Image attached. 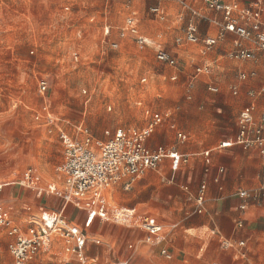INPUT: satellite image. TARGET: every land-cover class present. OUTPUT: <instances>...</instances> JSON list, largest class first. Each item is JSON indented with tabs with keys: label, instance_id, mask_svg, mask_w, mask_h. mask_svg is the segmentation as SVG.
<instances>
[{
	"label": "rangeland",
	"instance_id": "374dc122",
	"mask_svg": "<svg viewBox=\"0 0 264 264\" xmlns=\"http://www.w3.org/2000/svg\"><path fill=\"white\" fill-rule=\"evenodd\" d=\"M158 5L167 14L164 21L151 11ZM133 12L139 18V36L157 45L122 38L120 29ZM191 19L180 0H0V178H21L32 167L41 182L57 180L56 169L64 160L58 129L73 136L83 125L106 142L119 128L144 127L145 107L162 112L179 107V128L193 135L205 131L208 138H221L231 133L235 113L220 101L223 82L219 92L208 89L210 81L223 79L217 65L234 63L228 57L209 63L212 75H201L192 99L187 98L188 76L219 48L203 54L202 44L177 43ZM200 22L207 32L208 23ZM105 26H110L108 35ZM216 33L213 26L210 35ZM159 48L177 58L183 72L177 80H171L174 70L158 59ZM42 79L49 85L45 96L38 90ZM46 105L53 124L36 121L37 113L47 115ZM170 133L168 143L175 139ZM22 188L30 198L15 201L19 208L28 205L19 210L18 219L47 217L32 190ZM20 189L15 185L14 193ZM172 189L153 173L129 191L118 189L111 204L157 215L173 235L184 231L187 205L185 198L170 197ZM49 205L60 209L59 201ZM88 234L87 264H187L185 241L177 240L181 246L170 249L172 258L166 259L160 253L163 243L143 233L132 235L127 226L96 222Z\"/></svg>",
	"mask_w": 264,
	"mask_h": 264
},
{
	"label": "crops",
	"instance_id": "0c3cea01",
	"mask_svg": "<svg viewBox=\"0 0 264 264\" xmlns=\"http://www.w3.org/2000/svg\"><path fill=\"white\" fill-rule=\"evenodd\" d=\"M232 1L238 2L242 7H247L254 0ZM180 4L184 10L192 14V19L184 29V37L178 38L177 43H189L186 41V30L190 25H193L197 28V34L200 39V42L196 44H202L203 54L211 52L212 49L219 45L213 58L210 57V60L205 61V65L197 66L195 71L188 76L187 98L189 100L192 99V90L201 75H212L214 68L209 63H217L219 58L228 57L234 63L228 61L222 67L217 65V69L221 70L223 74V79L222 81H210L208 89L212 92H219V83L223 82L224 89L222 90L220 101L227 108H233V112L235 113L233 129L231 133L224 134L221 138H208L205 131H200V134L193 135L191 132L179 128V107L165 112L145 107L143 112L147 119V124L144 127L119 128L115 133L118 130L130 131L146 128L150 123V116L146 113L148 110L164 116L165 121L163 125L157 128L148 139L147 146L153 151L175 147L181 154L191 155V159L188 164L182 165L178 169H174L172 161L166 159L161 163L158 170L148 171L136 181L146 178L153 173H157L162 182L166 181L172 186L171 198L179 201L185 198L187 208L186 222L183 225L184 231L175 232L172 235L171 231L166 230V226L159 216L140 211L136 207L123 208L134 209L138 214L148 215L157 220L158 224L164 230V241L162 242L163 247L161 250L163 248L168 249L171 258L172 254L170 249H178L181 245L177 247L176 242L177 240H181L185 241L187 264H264V154L258 148L244 149L240 145L220 148V145L224 142L233 143L236 141L239 133L238 120L242 112L250 111L257 121L260 120L264 113V50H260L253 40L242 39L237 34L231 32H225L224 36L215 45L211 47L206 46L203 42L204 40L219 38L224 23L223 14L209 10L200 0H180ZM152 8H159L165 12V9L161 5L153 6ZM131 16L135 17L139 29L137 12H133L127 18ZM156 17L164 21L167 14L164 19L158 15ZM126 20L120 29V34L125 26ZM200 20L208 23L207 32L201 30ZM262 21L264 22V13L262 15ZM213 26L216 27L217 31L215 36L210 35ZM109 27L105 26V35L109 34ZM127 37H133L137 40L136 37L131 35ZM139 37L145 39L146 44L157 45L156 41H151L141 35ZM239 48L251 52L254 54V58L245 60L234 59L232 54ZM162 50L175 60V66L167 64L174 70L171 75V80L175 81L183 73L180 69L179 62L167 50ZM243 74L247 75L246 79L242 78ZM213 89H216V91ZM229 90L233 95L229 93ZM50 105H46L47 114H50L48 113ZM139 105H142V102H139ZM42 119L43 122L46 121L45 116ZM170 131L174 133L175 139L168 143V140L171 138ZM178 132L187 136L185 142L178 140ZM61 145L63 147L62 141ZM207 152H209V156L205 155ZM25 173L26 171L21 178H14V180L4 181L0 178V184L2 186V190L0 191V205L10 213L13 223L22 229L23 232H26L30 221L42 220L50 223L56 214L62 212L74 225L86 234L87 252L89 250L88 230L96 222L105 223V221L98 218L89 221L86 212L76 209L71 205L66 207L61 198L48 193H39L36 189L26 187L23 184ZM15 185L21 186V189L16 193H14ZM49 185H55L58 188L62 187L63 180L58 172L57 180L40 183L41 189H45ZM203 186L206 187L204 201L202 204H199L198 198ZM22 187L32 190L34 197L40 200V209L44 207L48 210V213H46L48 214L47 217L42 218V216L40 217L37 214V216H25L23 221L18 219L21 209L27 210L28 205L24 204L23 207L19 208L15 201L24 200L25 198L28 200L30 198L29 195L24 196L26 191H23ZM120 188L125 190L124 184L113 186L107 193L110 204L113 193L117 192ZM241 191L248 192L249 197H241L239 194ZM50 199L53 200L51 201ZM57 201H59L60 209L55 208L52 210L49 203L51 202L54 206ZM243 206L245 207L242 208ZM176 227L177 225H174L173 229ZM128 228L131 229L132 235L143 233L155 241V237L150 236L142 230L132 227ZM14 240L13 237L8 235L7 229L0 228V264H13L9 245ZM225 241L234 243V247L226 248ZM240 242H244V245H239ZM97 243L100 244V240ZM129 247L132 248L133 246L129 244ZM62 250L63 244L61 240H55L51 250L41 253L34 264H45L54 261L58 259V254ZM92 260L95 262L97 258Z\"/></svg>",
	"mask_w": 264,
	"mask_h": 264
},
{
	"label": "built area",
	"instance_id": "2783aa9c",
	"mask_svg": "<svg viewBox=\"0 0 264 264\" xmlns=\"http://www.w3.org/2000/svg\"><path fill=\"white\" fill-rule=\"evenodd\" d=\"M200 1L209 10L223 14L224 19L219 38L204 40L206 46L215 45L225 32H231L242 39L253 40L260 50H264L262 21L264 0H254L247 7H242L232 0ZM151 11L164 19L165 14L159 8H152ZM138 31L136 19L131 16L127 18L121 36L122 38L134 36L141 46H144L147 42L139 37ZM197 32V28L190 25L186 30V41L192 44L199 43ZM113 47L117 48L118 44L114 43ZM157 53L161 62L175 66V60L164 50L159 49ZM232 57L245 60L254 58V54L239 48L233 52ZM242 78L246 79L247 75L243 74ZM48 89V82L44 79L40 80L38 90L42 96L47 94ZM146 113L150 116V123L146 128L118 130L113 138L106 142L95 138L83 125L76 128L77 134L73 136L60 129L59 137L64 148V160L58 166L57 172L63 180L62 187L49 185L41 189L40 178L33 168L26 170L23 184L28 188L36 189L39 193H48L61 198L66 207L71 205L86 212L89 221L98 218L105 222L137 228L155 237L156 243L161 244L164 241V230L155 218L138 214L134 209L113 207L107 196L111 188L117 184H124L125 190H131L138 178L148 171L158 170L166 159L172 161L174 169L188 164L191 159V155L181 154L175 147L153 151L147 146L148 139L163 125L165 118L162 114L152 113L149 110ZM42 118H44L42 114H37V120ZM45 120L47 125L55 122L51 114L45 115ZM238 123L239 133L236 141L224 142L220 148L240 145L244 149L258 148L264 154V113L257 121L250 111H244L240 114ZM49 132L52 133V130L50 129ZM177 138L185 142L187 136L178 132ZM205 155L209 156V152ZM205 189V186L201 188L199 204L204 201ZM239 194L244 198L249 197L246 191H241ZM0 228L7 229L8 235L15 239L9 245L13 264H34L41 253L51 250L57 238L61 240L63 250L58 254V259L45 264H87V236L62 212L56 214L50 223L42 220L30 221L27 231L23 232L13 223L10 213L0 205ZM234 245L225 241L226 248H232ZM239 245H244V242H240ZM161 254L171 259L168 249L163 248Z\"/></svg>",
	"mask_w": 264,
	"mask_h": 264
}]
</instances>
